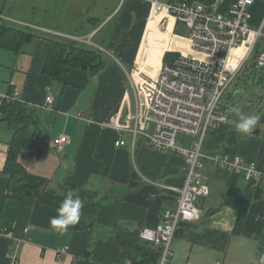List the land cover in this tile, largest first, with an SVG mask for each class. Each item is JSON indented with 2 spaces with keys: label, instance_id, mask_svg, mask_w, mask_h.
<instances>
[{
  "label": "crops",
  "instance_id": "obj_1",
  "mask_svg": "<svg viewBox=\"0 0 264 264\" xmlns=\"http://www.w3.org/2000/svg\"><path fill=\"white\" fill-rule=\"evenodd\" d=\"M52 1L0 0V19L33 33L32 41L17 52L0 47V95L16 92L26 108H32L34 116L27 122V132L42 150L38 156L18 154L33 192L20 198L12 231L0 235V264H8L11 258L17 264H126L124 242L128 238L129 250L134 252L141 245L139 231L156 226L164 209L175 208L177 193L168 188L179 189L184 183L186 163L181 156L150 149L141 136L121 128L132 127L128 115L135 112L129 72L137 66L155 76L173 36L160 33L158 24L152 27L161 16L148 20L150 5L138 0H110L109 6L106 0H86L83 6L80 0H67L76 6L65 17L68 23L63 21L69 31L33 23L35 12L46 11ZM189 1L223 13L234 0ZM84 11L90 14L85 12L88 15L79 23ZM249 12L250 25L258 27L264 19V0H256ZM89 18L100 24L91 28ZM168 19L172 26L173 20ZM109 22H113L112 31L99 42L94 35ZM6 23L0 22L11 26ZM162 35L166 47L156 54ZM55 36L83 39L80 43L107 56L100 77L67 68L63 82L56 84L43 75L50 39ZM262 81L264 84L263 76ZM47 96L53 99L48 109L43 108ZM124 107L127 120L122 118ZM230 121L220 129L224 132L221 142L207 147L204 154L238 158L264 173V121L255 126L256 134L239 133V120ZM12 135L13 130L0 122V210L7 194L8 179L3 171ZM59 136H66L68 143L56 153L52 141ZM213 136L216 139L217 134ZM118 139L125 144L116 147ZM202 175L210 194L200 202V219L179 226L170 264H252L264 254V187L252 188L244 225L233 235L247 182L241 172L221 170L210 162ZM70 187L80 189L72 192L84 207L79 222L61 234L50 227L49 220L58 215Z\"/></svg>",
  "mask_w": 264,
  "mask_h": 264
},
{
  "label": "built area",
  "instance_id": "obj_2",
  "mask_svg": "<svg viewBox=\"0 0 264 264\" xmlns=\"http://www.w3.org/2000/svg\"><path fill=\"white\" fill-rule=\"evenodd\" d=\"M138 1L149 3L148 20L161 16L160 30L166 32L168 18L173 20L170 36H175L174 28L180 22L189 30L188 37L179 36L186 47L178 43L176 49L164 50L155 76L137 66L129 72L135 112L128 115L132 127H121L134 137L141 136L146 147L185 160L183 186L168 188L177 193L175 208L164 209L156 226L142 228L138 234L141 241L159 250L157 264H170L179 226L200 219V202L210 194L202 175L207 162L221 170L241 172L247 183L264 187V173L254 165L220 154L208 156L202 151L208 134L229 123L230 104L223 101V95L238 73L255 53L254 67L264 68V19L256 28L250 25L249 9L256 0H234L223 13L189 0H168L166 4L160 0ZM238 49L241 51L236 54ZM166 52L176 55L170 63L163 62ZM3 100L23 103L16 92L0 95V104ZM44 102L43 108L48 109L53 99L47 96ZM67 143L66 136L54 139V151L62 152ZM124 144L120 139L114 143L116 147ZM8 264H17L16 258Z\"/></svg>",
  "mask_w": 264,
  "mask_h": 264
},
{
  "label": "trees",
  "instance_id": "obj_3",
  "mask_svg": "<svg viewBox=\"0 0 264 264\" xmlns=\"http://www.w3.org/2000/svg\"><path fill=\"white\" fill-rule=\"evenodd\" d=\"M88 23L91 28H96L100 24V21L96 18H89ZM112 23L113 22L105 24L103 28L94 35V38H99V42H103V39L108 38L112 31ZM32 39L33 33L31 31H23L14 26L0 24V47L17 52L26 43L32 41ZM50 42L51 46L42 74L50 78L53 83L59 84L63 82V73L67 68L83 71L87 73L89 77H100L103 73L105 58L101 51L89 47L84 43L58 36L51 38ZM258 83H263L262 76L259 77ZM31 109L32 108H26L25 104L15 101L3 100L0 104V122L5 123L6 126L13 130L3 171L8 179L7 194L4 197V202L0 210V229H4L3 231L7 233H10L13 229L21 205L20 198L29 197L33 192L32 188L27 183V172L17 159L18 154L21 153V151L35 156L42 153V150L38 148L33 141L32 135L27 132V122L33 119L34 116V111ZM234 117L235 115L231 111L229 122ZM226 125H220L215 131L209 133L207 139H205L202 144V148L204 144H206L207 147L217 146L224 137V132L220 129ZM215 134H217V137L213 139V135ZM247 184L248 186L242 198L232 230L233 235H238L241 232L249 204L252 200L251 191L254 184ZM79 190V188L75 187L69 188V191L73 192H78ZM129 245L130 243L127 238L123 247L128 253L127 261H129L130 264H157L159 258L157 249L153 247L143 248L141 244L138 245L134 252H130ZM88 254V252H85L86 256H88Z\"/></svg>",
  "mask_w": 264,
  "mask_h": 264
},
{
  "label": "rangeland",
  "instance_id": "obj_4",
  "mask_svg": "<svg viewBox=\"0 0 264 264\" xmlns=\"http://www.w3.org/2000/svg\"><path fill=\"white\" fill-rule=\"evenodd\" d=\"M110 0H106V4H109ZM168 0H160L162 3H167ZM53 5L48 7L47 10L43 11H37L35 12V17L34 20L32 21L35 24L41 25L43 27H48V28H57V29H62L64 31H69L67 30L64 26L63 23H68V18L66 19V15L68 14V11L73 5V12L76 11V6L74 3H69L67 0H54L51 2ZM86 3V0H80L79 5L83 6ZM94 1H91V6L93 7ZM95 4V3H94ZM86 11L82 12V16L80 14L78 22H83V18L90 14V12H86L88 14H85ZM158 19V18H157ZM160 20V18H159ZM64 21V22H63ZM0 22L6 23L2 19H0ZM154 22H156L154 24ZM152 24V27L156 28L157 24L159 21H154ZM6 24H11V22L6 23ZM18 25V24H17ZM11 26H14L11 24ZM153 28V29H154ZM28 29V28H26ZM158 30L160 33L163 35L169 34L171 30V21L168 19V29L165 32L164 30H160V24L158 26ZM37 31V30H36ZM175 36L172 37L170 40L169 44V49H176L177 44L181 43L183 46H185V41L181 40L179 38L183 37L186 38L189 35V30L185 26L184 23H178L176 24L175 30H174ZM162 35V38L157 42L158 47L156 49V54H160L166 47V43L164 40V37ZM88 41V40H86ZM186 47V46H185ZM188 50V49H187ZM241 51V50H240ZM187 52V51H186ZM164 53V51H163ZM255 55H252V57L248 60V62L245 64V67L243 70H241L234 81L231 83V85L228 87V89L225 91L223 95V101L226 103H230V110L234 113L235 117L237 120H240L242 116L245 115H252L256 113L255 116H258L261 113H264V84L263 83H258L259 77L263 76L264 77V68H254L253 63H254V58ZM175 56L174 53H165L163 62H171L173 57ZM106 59H108L107 56H105ZM166 58V60H165ZM249 74V76H248ZM132 92V91H131ZM130 102L132 109L134 111L135 109V101L132 97V93L130 96ZM257 107H261V109L257 110ZM255 110V111H254ZM251 113V114H250ZM264 115V114H263ZM261 115L259 118L258 123H260L262 116ZM231 122V121H230ZM257 123V124H258ZM181 139H185L184 141L189 142V138L186 137H181ZM188 139V140H186ZM207 139V138H206ZM192 141V140H191ZM207 146L204 144L202 151L206 150ZM212 154V152L210 153ZM141 244L143 248H150L154 246L150 243H147L145 241H141Z\"/></svg>",
  "mask_w": 264,
  "mask_h": 264
},
{
  "label": "clouds",
  "instance_id": "obj_5",
  "mask_svg": "<svg viewBox=\"0 0 264 264\" xmlns=\"http://www.w3.org/2000/svg\"><path fill=\"white\" fill-rule=\"evenodd\" d=\"M258 121L256 116H242L236 123V130L239 133H252ZM83 207L84 203L79 196H74L73 192L69 191L57 209L58 215L50 218V227L61 234L66 233L70 226L79 222ZM252 264H264V254H261L258 260L254 258Z\"/></svg>",
  "mask_w": 264,
  "mask_h": 264
},
{
  "label": "water",
  "instance_id": "obj_6",
  "mask_svg": "<svg viewBox=\"0 0 264 264\" xmlns=\"http://www.w3.org/2000/svg\"><path fill=\"white\" fill-rule=\"evenodd\" d=\"M126 114H127V109H126V107H124L123 110H122V118H126V120H127V115ZM263 121H264V116H262L260 122L263 123ZM253 133L256 134L257 133V130L254 131Z\"/></svg>",
  "mask_w": 264,
  "mask_h": 264
},
{
  "label": "bare ground",
  "instance_id": "obj_7",
  "mask_svg": "<svg viewBox=\"0 0 264 264\" xmlns=\"http://www.w3.org/2000/svg\"><path fill=\"white\" fill-rule=\"evenodd\" d=\"M159 17H156V18H159ZM239 52H240V49H238V50L235 51L236 54H239Z\"/></svg>",
  "mask_w": 264,
  "mask_h": 264
}]
</instances>
